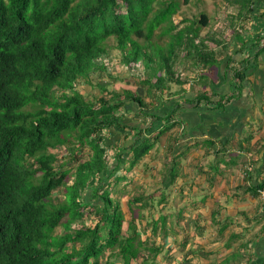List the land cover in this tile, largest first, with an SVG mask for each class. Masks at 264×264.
I'll return each mask as SVG.
<instances>
[{
  "label": "trees",
  "instance_id": "1",
  "mask_svg": "<svg viewBox=\"0 0 264 264\" xmlns=\"http://www.w3.org/2000/svg\"><path fill=\"white\" fill-rule=\"evenodd\" d=\"M227 1L235 19L223 27L238 38L254 0ZM178 7V0H0V264H159L164 241L175 238L171 242L187 247L177 235L188 217L174 210L168 219L165 212L184 196L172 197L173 180L165 185L171 201L160 206L161 193L122 184L144 155L166 159L159 136L174 131L186 105L221 107L228 99L205 85L215 83L218 56L229 41L218 30L201 33L210 22L205 11L176 22ZM110 38L127 70L143 65L135 90H108L93 80L107 72ZM259 40L264 45V37ZM178 60L185 74L175 69ZM243 77L236 71L237 84ZM170 83L178 87L163 99ZM91 89L99 95L89 97ZM157 108L168 110L164 120ZM184 124L166 144L171 177L176 158L194 145L176 146L187 134ZM58 191L62 199L52 195Z\"/></svg>",
  "mask_w": 264,
  "mask_h": 264
},
{
  "label": "crops",
  "instance_id": "2",
  "mask_svg": "<svg viewBox=\"0 0 264 264\" xmlns=\"http://www.w3.org/2000/svg\"><path fill=\"white\" fill-rule=\"evenodd\" d=\"M221 4L218 11L209 15L208 21L220 22L219 28L212 30L211 26L210 29L220 31L229 45L226 52L218 56V67L215 76H212L215 83L211 88L205 85V89L216 90L221 95H227L228 99L221 107L212 104L186 105L177 114L181 122L172 126V131L177 132V125L185 123L186 141L182 136L181 142L176 144L180 150L184 147L183 141L194 142L183 154L175 148V154H179L176 158L179 168L173 180L176 194L205 201H197L191 209L185 206L184 211H180L184 202L179 200L175 203V210L188 217L186 221L181 220L182 231L177 235V241L183 243L187 240L189 246L187 249L171 242L175 238L164 241L165 251L159 264H264V201L257 194L264 169V45L261 40L256 42L264 37V0H254L246 24L238 30V38H235L231 26L228 29L223 27L234 18L232 5L227 0H222ZM259 47L263 48L258 50ZM256 50L254 59H245L246 54H253ZM238 70L244 73L239 84L234 78ZM157 109L164 120L168 110ZM170 133L171 130L165 131L159 136L158 150L162 152L165 149L166 159L146 154L132 167L134 187L142 184L136 170H140L138 167L150 158L157 159L152 162V168L160 166L158 160L163 159L164 172L161 174L158 170L159 173L149 175L143 186L147 187L148 183L150 190L158 195L161 191H155L151 186L153 180L164 187L171 184L172 179L166 174L167 161L171 159L166 149ZM132 168L128 172V180ZM128 190L131 187L128 186ZM194 193H197L196 196ZM224 219H228L229 226H222ZM192 225L197 228L194 232ZM233 232L238 234L236 238ZM154 241L160 244L158 235ZM170 244H173V254L167 259L164 257L170 254ZM200 246L204 254L202 250L196 251ZM186 256L189 259L184 262Z\"/></svg>",
  "mask_w": 264,
  "mask_h": 264
},
{
  "label": "rangeland",
  "instance_id": "3",
  "mask_svg": "<svg viewBox=\"0 0 264 264\" xmlns=\"http://www.w3.org/2000/svg\"><path fill=\"white\" fill-rule=\"evenodd\" d=\"M221 1L222 0H178L179 7L176 10V12L173 14V18H174V20H176V22H178L179 20H181L184 17L189 18V17H191L193 15L197 16L201 11H205V12H207V14H209L211 16L212 12H216L222 7ZM246 2H248V1L247 0L243 1V3H246ZM230 7L233 8V6H230ZM217 16H220V15H217ZM183 25H185V23L184 22H180L178 27H181ZM219 25H220V22H217V21L209 22V24L206 27L201 26V28H200L201 29V33L204 34L205 32H208L209 29L211 28V26H212V30H214L215 27L219 28ZM111 40L112 39L110 38L109 40L106 41V42L112 43V46L110 47V50H109L110 55L109 56L108 55L104 56L103 63L105 65V67H106L107 72H109L110 74L115 75L117 77H115V78H114V76L110 77V75L107 72H102V75H101L102 77L98 76V75H95L93 77V80L101 79L103 81V83H107L106 85H107V89L108 90H110V89H115L116 91H120L122 89H127V90H130V91L131 90H135L137 88V86L139 85L138 84V80L141 79L145 75L144 74L143 65L137 64V65L134 66V69L127 70L128 68H126V67H128V66H125V64L121 61L120 51L117 48L113 47V41H111ZM158 42H160L162 44L164 43L163 40H159ZM259 42H260V40H259ZM180 63H181L180 60H178V62L175 63L174 67H175V69L177 71H182V67H181ZM172 69H173V67H172ZM182 73L185 74L184 71H182ZM112 78H114L115 80L112 79ZM169 85H170L169 89H166L163 92V94H162V98L163 99H165L169 95V93L171 91L176 90V88L178 87V85H176L175 83H172V84L170 83ZM78 87L82 88V91H83V89H85L86 91L89 90V88L85 85V83H81ZM92 93H96V94L99 95V90L98 89H93V91H92V89H91L90 95H88V96L91 97ZM136 120H138V119H136ZM148 123L149 122L146 121L142 125H141V123H139V124H140L141 127H143L144 125H146ZM158 147H159V143H158ZM64 151L65 150L63 149V151H60L59 153L63 154ZM108 152L110 153L109 150H108ZM82 153H83L82 155H80V156L76 155V156L78 158H81L84 155L83 151H82ZM156 160H152V158L145 159L144 160V162H146L145 166L143 168L142 167H138L140 170H136V172H138V174L141 177L142 185H144L143 183H144L146 177H148L149 175L159 173L158 170L161 172V174L164 172V167H163L164 161H163V159H159L158 160L159 163H160V166H156L155 168H152V162L153 161L156 162ZM72 163L73 162L68 163V165L72 164ZM133 170H134V168H132L130 179H129L131 181V183L129 185V187H131V190L134 188V185H133V182H132V179L134 177V171ZM175 174L176 173H174L173 177H171V176H169V177L172 180H174ZM123 175H124L125 179L123 180L122 184L124 186H126V183L128 181V175H127V173H124ZM67 183H71V179H69ZM146 186H147L148 190H150V188L148 187L149 186L148 183H146ZM151 186L153 188H155V189L159 188V190L161 191V197L159 195L158 196L159 200H158V202H156L157 205L160 206V204L162 202V199L165 200V199L168 198L167 200L171 201V198L168 196V195L171 196V193L173 192L170 186L169 187H164V185L162 183H158L155 180L152 181ZM172 187H174L173 184H172ZM63 189L64 188H61V191ZM80 193L82 195H84L81 190H80ZM52 195L53 196L57 195L60 199H62V193L60 191H58L57 194H56V192H54ZM122 195H123V193H122ZM188 195H191V194H188ZM123 196H124L123 200L125 202L126 196L125 195H123ZM186 196H183L181 198V201L184 202V205L181 206L180 211H184L185 210L184 209L185 206H188V208H186V209H191L193 207V205H195V203H197V201H199L200 203H202V201H205V199H195V198H187V199L184 200L183 198L186 197ZM172 197H174V199H177V194H172ZM123 208H124V210H126L125 207H123ZM174 210L175 209L173 207H171V208L169 207L165 211L166 214L168 215L167 216L168 219L172 218ZM182 215L187 218L186 214L185 215L182 214ZM61 229H62V226L59 225L56 228L55 232H58ZM185 245L188 246V242H186ZM168 246H170V250L169 251H171L172 247H173V244H170ZM166 249H168V247H166ZM140 258L141 257H138V261L141 260ZM155 264H158V263H155Z\"/></svg>",
  "mask_w": 264,
  "mask_h": 264
},
{
  "label": "clouds",
  "instance_id": "4",
  "mask_svg": "<svg viewBox=\"0 0 264 264\" xmlns=\"http://www.w3.org/2000/svg\"><path fill=\"white\" fill-rule=\"evenodd\" d=\"M135 166V165H134ZM131 170V169H130ZM129 170V171H130ZM128 171V172H129ZM128 172H127V175H128ZM263 175H264V169H263V172H262V177H261V184H260V186L258 187V189H257V194H258V197H259V199L263 202L264 201V195H262L261 194V189H262V187H263ZM129 183V180L127 181V184H126V186L128 187L130 184H128Z\"/></svg>",
  "mask_w": 264,
  "mask_h": 264
},
{
  "label": "built area",
  "instance_id": "5",
  "mask_svg": "<svg viewBox=\"0 0 264 264\" xmlns=\"http://www.w3.org/2000/svg\"><path fill=\"white\" fill-rule=\"evenodd\" d=\"M260 192H261L262 195H264V175H263V187H262Z\"/></svg>",
  "mask_w": 264,
  "mask_h": 264
}]
</instances>
